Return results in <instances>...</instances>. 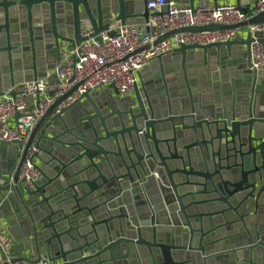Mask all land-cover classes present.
<instances>
[{
    "label": "water",
    "instance_id": "1",
    "mask_svg": "<svg viewBox=\"0 0 264 264\" xmlns=\"http://www.w3.org/2000/svg\"><path fill=\"white\" fill-rule=\"evenodd\" d=\"M150 1L0 0V97L44 79L60 41H85L82 27L98 42L115 22L146 32ZM234 1L243 11L257 0ZM252 25L264 13L230 29ZM253 42L182 46L143 68L152 78L133 95L89 92L55 114L63 98L23 152L0 142V221L14 240L20 231L22 250L56 264H264V91ZM34 143L43 178L21 188Z\"/></svg>",
    "mask_w": 264,
    "mask_h": 264
},
{
    "label": "built area",
    "instance_id": "2",
    "mask_svg": "<svg viewBox=\"0 0 264 264\" xmlns=\"http://www.w3.org/2000/svg\"><path fill=\"white\" fill-rule=\"evenodd\" d=\"M146 7L152 14L146 24V32L141 26H124L115 22L100 34L101 42L96 40L92 30L85 27L81 28V37L85 41L80 45L68 40L60 41L54 70L47 71L44 79L23 83L22 92L16 97L8 94L0 97V142H19L23 152L29 133L57 101L64 98L55 114L62 108L73 106L89 92L109 89L120 97L130 96L140 82V72L153 60L182 46L207 47L237 40L238 36L241 37L240 29L230 27L264 13V0L255 1L243 11L232 3L191 8L171 0H152ZM208 26L224 29L187 30ZM258 34L264 39V25H252L246 29V37L249 35L254 39L250 48L251 67L260 75L264 73V44L256 37ZM52 76L57 77V84L47 81ZM37 152L34 143L20 170L19 184L23 188L33 187L43 177L33 160ZM0 263L56 264L43 258L36 261V258L15 257L13 241L1 224Z\"/></svg>",
    "mask_w": 264,
    "mask_h": 264
},
{
    "label": "crops",
    "instance_id": "3",
    "mask_svg": "<svg viewBox=\"0 0 264 264\" xmlns=\"http://www.w3.org/2000/svg\"><path fill=\"white\" fill-rule=\"evenodd\" d=\"M197 3H199V0H197ZM218 3H221V4H223V3H232V4H235V1L234 0H219ZM214 4H216V3H214L212 1L210 5H214ZM137 26H139V25H137ZM240 34H241V37H240L241 40L242 39H246V29H244V28L240 29ZM194 64L195 63H192L191 66H193ZM150 78H152L151 77V72L150 73H146L144 76L140 75V78L139 79L145 81V80H148ZM257 87H258V89H261L262 91H264V73H261L260 75H258ZM29 135H30V133H29ZM18 150L21 152L20 148ZM36 164L39 167L40 161H37ZM19 186L21 188H23L21 185H19ZM189 190H191V189L190 188H182L181 189V193H184V192L189 191ZM0 224L4 226L5 232L9 235V237L13 241V253H14V256L15 257H18V258H25L26 257V258H29V259L36 258L37 257V255H32L31 253H28V252H25V251L22 250L24 246H23L22 242H20V237L21 236L18 235V234H20V231H17L16 232L18 239L17 240H14L11 237V235L9 234V232H8V225H7V223H5L3 221L2 222L0 221Z\"/></svg>",
    "mask_w": 264,
    "mask_h": 264
}]
</instances>
